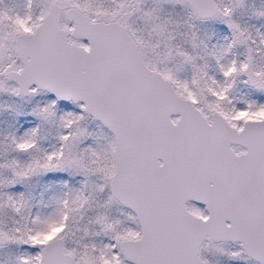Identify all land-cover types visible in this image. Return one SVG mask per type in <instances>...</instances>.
Masks as SVG:
<instances>
[{
  "label": "snow or ice",
  "instance_id": "1",
  "mask_svg": "<svg viewBox=\"0 0 264 264\" xmlns=\"http://www.w3.org/2000/svg\"><path fill=\"white\" fill-rule=\"evenodd\" d=\"M0 96V264H264V0H0Z\"/></svg>",
  "mask_w": 264,
  "mask_h": 264
},
{
  "label": "rangeland",
  "instance_id": "2",
  "mask_svg": "<svg viewBox=\"0 0 264 264\" xmlns=\"http://www.w3.org/2000/svg\"><path fill=\"white\" fill-rule=\"evenodd\" d=\"M255 3L259 4L260 0H254ZM176 13H180L181 15L182 10L177 6L174 10ZM202 30L207 31L209 34H212L214 38L216 36H222L227 33V27L219 22H212L205 26H202ZM7 101L8 103H13L12 98H6L3 96H0V102ZM15 106H17L21 112L20 115H17L15 112H11L10 114V126L13 128L15 125V120L17 117L21 118L22 121V129L23 132L26 128L33 126L36 121L34 118L29 115V110L31 108V104H23L21 102H15ZM2 111H0L1 114ZM6 111H3L5 113ZM4 118V116H3ZM1 119V116H0ZM12 128H5L0 129V135H2L4 132L11 130ZM51 142V139H46L43 141V146L48 147ZM2 150V149H0ZM82 178L79 175H69L68 173H48L40 177H35L32 179L31 182H29L28 185H21L16 184L9 188V191L12 192H19V191H26L31 190L37 199H39L40 194L43 193L45 197L49 195L51 192L58 191L61 187L62 181H67L70 186H78L79 181ZM35 211V209H34ZM25 250V246H20L19 248L13 246L10 249H0V259H3L6 255L16 254L18 252H22ZM29 251H31L29 249ZM219 260V264H239V262H229L225 260L223 257L214 258Z\"/></svg>",
  "mask_w": 264,
  "mask_h": 264
},
{
  "label": "trees",
  "instance_id": "3",
  "mask_svg": "<svg viewBox=\"0 0 264 264\" xmlns=\"http://www.w3.org/2000/svg\"><path fill=\"white\" fill-rule=\"evenodd\" d=\"M10 114L11 112L6 111L5 113H3V111L1 112L0 116V129H5V128H12L9 124H10ZM4 116V118H3ZM15 125L13 126V128L11 130H15L17 133H22L21 129H22V121L20 117H17L15 122Z\"/></svg>",
  "mask_w": 264,
  "mask_h": 264
}]
</instances>
